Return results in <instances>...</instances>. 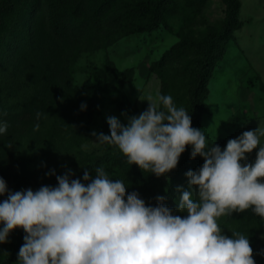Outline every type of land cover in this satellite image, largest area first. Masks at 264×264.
I'll return each mask as SVG.
<instances>
[{
  "label": "rangeland",
  "instance_id": "obj_1",
  "mask_svg": "<svg viewBox=\"0 0 264 264\" xmlns=\"http://www.w3.org/2000/svg\"><path fill=\"white\" fill-rule=\"evenodd\" d=\"M156 1L61 0L63 16L78 29L70 41L50 42L58 98L18 137L25 157L47 145L56 153L42 174L28 161L14 162L17 186L0 189V198L12 202L0 206V235L8 243H0V262L9 243L21 241L15 264H46L40 244L48 238L49 264L86 262V250L96 243L89 264H199L218 255L207 244L210 236L238 229L240 221L229 216H240L264 174V0H238L234 36L216 55L190 139L200 161L187 169L172 156L160 163L159 205L181 230L173 244L164 239L148 252L136 246L146 216L134 223L138 202L124 200L148 174L144 150L178 144L199 51L180 48L165 65L159 62L177 43L219 30L226 18L223 0H171L150 30ZM44 24L52 20L41 5L34 29ZM82 151L117 162L88 179ZM256 235L255 248L264 250V228Z\"/></svg>",
  "mask_w": 264,
  "mask_h": 264
},
{
  "label": "trees",
  "instance_id": "obj_2",
  "mask_svg": "<svg viewBox=\"0 0 264 264\" xmlns=\"http://www.w3.org/2000/svg\"><path fill=\"white\" fill-rule=\"evenodd\" d=\"M109 0H107L108 2ZM226 5V18L219 30L207 33L200 40H184L168 50L160 60L165 65V60L180 48H195L199 51L196 60V72L190 90V101L185 122L179 130L177 145H167L164 148L153 150L145 149L143 164L147 168V176L139 187H134L124 202L136 199L138 211L134 223L145 215L146 222L138 233L136 246L148 252H155L156 245L164 239L173 244L179 237V228L168 221L167 213L159 205L160 163L167 157H175L180 165L187 169L188 164L200 161L192 153L190 139L199 127L201 113L204 110L202 102L212 72L216 55L223 44L234 36L238 26L239 1L223 0ZM61 0H2L0 2V189H14L18 184V169L14 162L21 166L23 161L31 164V170L42 174L53 163L55 151L47 145L41 150H31L27 157L23 153L18 137L28 124L38 119L48 107L58 98V87L54 73V62H51L50 42L55 45L56 40L70 41L75 37L78 26L71 22L68 16H63L64 9L60 7ZM171 0H157L148 28L156 29L163 21ZM41 5L47 7L48 18L52 26H46L41 31L34 29L36 15ZM45 23V19L42 21ZM42 28V27H41ZM30 74L29 81L24 84L22 77ZM20 158L18 155H20ZM29 157V158H28ZM117 162L116 158L99 156L95 153L80 152L79 163L88 164L83 175L90 179L102 165H111ZM201 167V166H200ZM203 183L212 191L209 180L204 171L200 170ZM12 202L0 198V206H8ZM146 208V210H144ZM207 207L202 205L200 210ZM232 220H239V227L234 232L214 233L207 239V244L217 250V254H209L204 262L199 264H264V250L255 248L257 231L264 228V174L261 176L259 191L251 198L248 206L238 218L229 216ZM180 229V230H179ZM233 233V234H232ZM245 236V238H244ZM217 238L219 243H215ZM230 240L224 244V240ZM244 238V239H243ZM0 243L8 244L0 235ZM48 238L41 242V249L46 256V264L52 261V249ZM10 252L0 264H15L21 256L23 242H10ZM98 244H94L86 253L89 260L79 264H89L92 254ZM100 255L99 259H104Z\"/></svg>",
  "mask_w": 264,
  "mask_h": 264
}]
</instances>
